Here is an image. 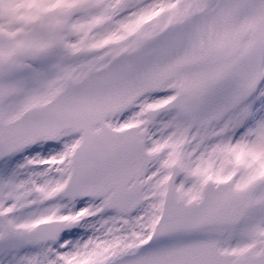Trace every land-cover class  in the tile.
I'll return each instance as SVG.
<instances>
[{"label": "snow or ice", "instance_id": "snow-or-ice-1", "mask_svg": "<svg viewBox=\"0 0 264 264\" xmlns=\"http://www.w3.org/2000/svg\"><path fill=\"white\" fill-rule=\"evenodd\" d=\"M0 264H264V0H0Z\"/></svg>", "mask_w": 264, "mask_h": 264}]
</instances>
